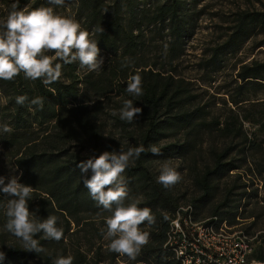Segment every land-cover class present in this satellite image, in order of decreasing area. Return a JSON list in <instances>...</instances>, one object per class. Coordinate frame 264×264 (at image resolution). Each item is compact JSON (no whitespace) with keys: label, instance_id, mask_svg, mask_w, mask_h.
<instances>
[{"label":"trees","instance_id":"16d2710c","mask_svg":"<svg viewBox=\"0 0 264 264\" xmlns=\"http://www.w3.org/2000/svg\"><path fill=\"white\" fill-rule=\"evenodd\" d=\"M41 3L18 0L16 6L17 10L30 11L46 7ZM185 3L186 0H75V19L84 30L92 34L100 26L105 29L102 34L91 35L106 55L103 68L90 72L81 68L78 61L65 65L56 60L54 63L63 65L62 75L50 85L40 79H26L23 72L11 81L0 80V150L19 172V182L33 188L29 210L39 208L36 218L40 220L57 216V227L64 231L59 242L44 239L42 232L37 234L34 238L45 250L38 254L25 251L21 240L4 230L8 197L0 193V251L6 254L0 264H52L61 255H71L73 264H102L101 230L106 231L105 220L112 213L92 199L77 165L104 151H118L121 147L127 151L141 145L146 151L122 173L128 189L125 204L139 199L138 207L150 208L156 222L140 226L141 231L150 233V238L136 260L113 252L106 264H180L167 241L171 221L186 205L192 206L193 218L198 221L217 216L228 226H236L253 218L241 230L254 236L249 261L264 263V230L251 231L258 229L254 220L259 214L246 210L250 198H257L258 187L245 177L264 174V136L259 140L248 136L243 121L252 120L249 113L242 116L230 108L225 117L218 115L202 100L194 81L178 72L176 61L193 28L184 12ZM12 10L13 7L8 8L9 12ZM260 30H264V11L237 10L227 37L211 49L200 66L213 68L222 52L239 50ZM147 31L166 37L160 67L145 55ZM260 46L264 47V39L257 41L253 49ZM136 74L142 77L143 95L139 97L126 91L129 78ZM260 87H264V58L241 60L233 93H226L228 101L239 106L249 100V89ZM20 95L28 97L24 105L16 103ZM35 97L44 98L43 108L32 106L33 111H29V102ZM126 100L142 108L143 114L132 123L121 120L119 114L111 115L114 130L107 129L105 108L110 104L121 109ZM261 117L264 127V115ZM5 124L13 131L4 133ZM219 136L225 139L222 144L215 141ZM151 145L159 147V155L147 150ZM205 151L208 161L202 160ZM247 151H259V155L255 153L253 157ZM160 158L186 162L195 188L190 203H182L183 195L157 182L152 165ZM87 175L91 176V170ZM259 178V182L264 179ZM223 179L230 182L220 188ZM218 190L221 197L215 198ZM204 210L210 216L200 219ZM97 240L100 243L96 245Z\"/></svg>","mask_w":264,"mask_h":264},{"label":"clouds","instance_id":"9594fccd","mask_svg":"<svg viewBox=\"0 0 264 264\" xmlns=\"http://www.w3.org/2000/svg\"><path fill=\"white\" fill-rule=\"evenodd\" d=\"M48 3L63 6L65 0H48ZM104 31L100 26L90 34L74 18L55 14L52 7L24 11L17 10L14 4L7 18L0 21V80L11 81L23 72L26 79H40L45 85H50L62 75L63 65L60 62L54 63L56 60L65 65L78 61L81 68L99 72L103 68L104 59L99 55L98 42L91 35L95 32L102 34ZM49 52L54 55H47ZM124 66L127 65H122ZM126 91L137 97L143 95L142 77L139 74L129 78ZM27 100V95L16 97L18 105H24ZM43 104V97H35L29 102V111H33L32 106H38L42 110ZM115 114L114 112L113 115ZM142 114L143 109L135 107L132 100L124 101L119 111L120 119L128 123H132ZM2 131L10 133L13 129L5 124ZM147 150L153 155L160 154L156 145H151ZM145 151L143 145L128 148L127 151L121 147L118 151H104L99 156L88 158L77 165L83 184L92 199L112 213L105 220L106 231L101 230L104 239L110 241L108 251L127 256L133 261L142 247L149 243L150 233L141 231L140 226L145 222L148 226L154 225L156 217L150 208L138 207L139 199L125 204L128 189L122 173ZM89 170L90 177L87 175ZM181 179V173L168 162L162 164L158 183L165 188H171ZM32 192L33 188L20 183L18 176H0V193L8 197L4 206L7 217L4 230L21 240L25 251L38 254L45 249L34 238L37 234L42 232L44 239L59 242L64 238V231L57 227V216L49 215L40 220L36 218L39 208L36 211L29 210L28 202L32 199ZM5 256V252L0 251V261ZM73 259L71 255H61L52 264H73Z\"/></svg>","mask_w":264,"mask_h":264},{"label":"rangeland","instance_id":"374dc122","mask_svg":"<svg viewBox=\"0 0 264 264\" xmlns=\"http://www.w3.org/2000/svg\"><path fill=\"white\" fill-rule=\"evenodd\" d=\"M27 1L28 4H32L36 0ZM39 1L42 2L41 4L45 3L46 7H52L55 14L75 19L73 10L75 0H65L63 6L51 5L48 3V0ZM17 2L18 0H0V21L7 18L9 13L8 8L13 7L14 4L16 5ZM240 9L258 10L262 12L264 11V0H200L198 2L186 0L184 12L189 24L193 28L185 40L183 54L176 61V68L182 77L194 81L198 93L202 96V100L206 101L221 117H225L229 113L230 108H233L242 116L243 114L248 115L249 113V119L252 120L243 121V128L251 139L259 140L264 136V127H262L260 123L261 116L264 115V87H260L257 90L249 89L246 92V97H248L249 100L243 102L239 106L232 105L228 101V94L226 93L227 91L233 93L235 73L236 69L239 67V61H249L251 58H264V47L260 46L253 49L257 41L264 39V30H260L258 35H255L244 43L239 50L222 52L219 63L213 68H202L199 64L202 59H206L210 55L213 47L221 44L227 37L228 27L232 23L234 13ZM79 23L84 30L82 23ZM165 38L163 34H157L155 31L146 32V39L149 44L144 51L145 55L149 62H155L159 67L164 61L163 46ZM99 55L104 60L106 59L104 53L100 52ZM0 103H3L2 98L0 99ZM105 109L107 110V114L104 116L106 128L114 130L115 125L111 119V115H113L114 112L119 114L120 108H116L114 105L110 106L109 104ZM215 141L222 144L225 139L219 136V139ZM210 143H212V141ZM246 153L253 157L255 153L259 155V151H253L251 152L252 154H250L249 151ZM203 159L206 161L209 160V155L206 151L203 152L202 160ZM165 162H168L170 166L181 173V181L172 186V189L176 194L183 195L182 203L188 202L189 198L195 193V188L188 173L186 162L176 158L157 159L152 165L157 177L160 174L162 164ZM18 174L19 172L13 166L8 155L3 150H0V175L11 177L13 175L18 176ZM245 177L252 179L254 186L258 187L257 198H250L249 204L246 205L247 211L253 210L255 213L259 214V217L254 220L257 222L258 229L251 230L255 233L264 230V183H262L264 179H262V182L258 181L259 177L264 178V174L257 176H254V174L250 176L245 175ZM226 182L229 183L230 181L228 179H223L219 184L220 188H222ZM221 194L220 190H218L215 198L221 197ZM255 200H259V202ZM209 216L210 214L204 210V212L201 213L200 219ZM251 221H253V218L245 219L237 224L235 229H244ZM96 225L99 226L98 222ZM97 243H100V241L97 240L96 245ZM103 243L104 246L103 249H101L103 254H101L100 257L103 259L102 264H106L111 261L113 252L107 250L109 244L107 240L104 239ZM118 257H115L114 260L118 261ZM255 263L258 262L256 261Z\"/></svg>","mask_w":264,"mask_h":264},{"label":"built area","instance_id":"2783aa9c","mask_svg":"<svg viewBox=\"0 0 264 264\" xmlns=\"http://www.w3.org/2000/svg\"><path fill=\"white\" fill-rule=\"evenodd\" d=\"M191 205L181 206L170 223L167 244L180 264H256L249 261L254 236L212 216L198 221Z\"/></svg>","mask_w":264,"mask_h":264},{"label":"water","instance_id":"95a60500","mask_svg":"<svg viewBox=\"0 0 264 264\" xmlns=\"http://www.w3.org/2000/svg\"><path fill=\"white\" fill-rule=\"evenodd\" d=\"M256 264H264V263H262V262H258V263H256Z\"/></svg>","mask_w":264,"mask_h":264}]
</instances>
